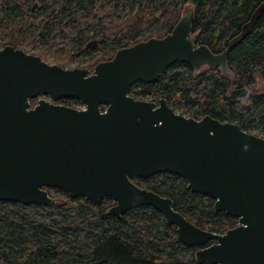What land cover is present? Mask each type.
Instances as JSON below:
<instances>
[{"label":"water","instance_id":"water-1","mask_svg":"<svg viewBox=\"0 0 264 264\" xmlns=\"http://www.w3.org/2000/svg\"><path fill=\"white\" fill-rule=\"evenodd\" d=\"M263 13L264 2L228 47L214 53L197 45L195 12L187 7L172 32L118 50L93 72L1 48L0 201L50 206L56 202L50 188L97 204L110 197V213L118 216L151 206L177 227L185 246L199 247V264H264V137L210 115L187 117L165 98L157 104L131 95L137 82L153 83L178 62L230 74L229 53ZM41 95L53 101L32 106ZM62 99L85 107L56 103ZM164 172L214 198L215 210L238 218V226L225 233L203 229L172 198L133 181Z\"/></svg>","mask_w":264,"mask_h":264},{"label":"trees","instance_id":"trees-1","mask_svg":"<svg viewBox=\"0 0 264 264\" xmlns=\"http://www.w3.org/2000/svg\"><path fill=\"white\" fill-rule=\"evenodd\" d=\"M264 0H0V48L51 46L95 51L96 61L112 59L122 48L172 32L185 9L197 45L223 52ZM34 3V4H33ZM35 4L36 7H35ZM95 57V58H96ZM230 74L220 67L197 70L185 62L169 67L153 83L137 82L134 97L165 98L170 106L236 122L264 137V93L247 90L259 72L264 78V13L251 33L228 55ZM96 66V64L94 65ZM36 99H32L31 102ZM72 105L79 99H64ZM105 108V107H104ZM141 187L172 198L174 208L203 229L225 233L239 219L215 210V199L194 193L170 172L133 178ZM50 206L0 201V264H199L196 251L178 237L163 214L142 206L118 216L110 197L101 204L73 198L60 189Z\"/></svg>","mask_w":264,"mask_h":264},{"label":"rangeland","instance_id":"rangeland-1","mask_svg":"<svg viewBox=\"0 0 264 264\" xmlns=\"http://www.w3.org/2000/svg\"><path fill=\"white\" fill-rule=\"evenodd\" d=\"M62 39H63L62 37L57 39V42L54 44V46L53 45L48 46V45H45L44 43L42 44L35 43L31 47L29 46L25 49L24 48H21V49H24L28 53H33V54L41 56L45 61H47L50 64H58L68 69L87 68V69H90L91 72H93L94 67H95L94 65L97 64L96 61L101 59L99 57H96L97 53L94 50L91 51V53H89V52H85L84 50L74 51L73 48L69 46L62 47V44H63L61 43ZM4 41L5 39L3 40L0 37V45ZM255 77H256L255 84L250 87H247V90L253 94L264 93V78L261 76L259 72L256 74ZM131 95H134V93L132 92ZM35 99L36 100L32 102V106H35L40 99L51 100L49 96H43V95ZM142 99L148 100V101H155V99L150 96L143 97ZM72 106L77 107V108H83V103L82 101H78V102L74 101L72 102ZM175 110L177 113H180L187 117H193L189 111L183 112L178 108L177 109L175 108ZM50 194L51 196L58 195V193L55 190L50 192Z\"/></svg>","mask_w":264,"mask_h":264},{"label":"flooded vegetation","instance_id":"flooded-vegetation-1","mask_svg":"<svg viewBox=\"0 0 264 264\" xmlns=\"http://www.w3.org/2000/svg\"><path fill=\"white\" fill-rule=\"evenodd\" d=\"M36 5L37 4H35V7H36ZM184 15V14H183ZM102 62V61H101ZM98 64V63H97ZM133 96V95H132ZM135 98H137V99H142V98H138V97H135ZM162 99V98H161ZM144 100V99H143ZM51 101H53V100H51ZM81 101V100H80ZM160 101V100H159ZM159 101H154V102H156L157 104L159 103ZM56 103H61V104H66L65 103V100L64 99H62V100H60V101H57ZM66 105H68V104H66ZM70 106H72V105H70ZM85 106H84V104H83V108H84Z\"/></svg>","mask_w":264,"mask_h":264}]
</instances>
